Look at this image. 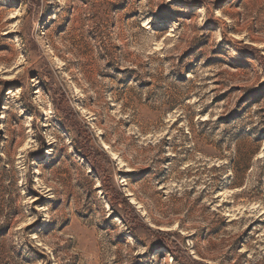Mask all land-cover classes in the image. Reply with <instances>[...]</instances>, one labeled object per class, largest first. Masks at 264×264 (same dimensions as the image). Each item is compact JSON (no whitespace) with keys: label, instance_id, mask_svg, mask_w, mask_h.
I'll use <instances>...</instances> for the list:
<instances>
[{"label":"rangeland","instance_id":"1","mask_svg":"<svg viewBox=\"0 0 264 264\" xmlns=\"http://www.w3.org/2000/svg\"><path fill=\"white\" fill-rule=\"evenodd\" d=\"M187 1L0 0V264H264V0Z\"/></svg>","mask_w":264,"mask_h":264},{"label":"trees","instance_id":"2","mask_svg":"<svg viewBox=\"0 0 264 264\" xmlns=\"http://www.w3.org/2000/svg\"><path fill=\"white\" fill-rule=\"evenodd\" d=\"M187 2H190L188 0ZM60 100L57 103L58 108L61 110L64 120L68 123V125L72 126L77 130V149L80 150L81 154L86 158L90 164L92 165L94 171L100 177L103 188L108 193L110 200L114 204H120L123 206L122 218L123 220L130 225L131 227H138L141 225V220L138 212L136 211L134 205L128 197L119 191L114 184L111 182V176L109 174L108 168L112 165V161L110 157L104 152L96 149L93 146L92 137L89 131V127L87 124L81 123L78 119V116L74 113L73 109L69 107V103L67 98L62 93L59 92ZM66 101V105H63L61 102ZM112 159V158H111ZM113 160V159H112ZM172 234L165 230H157L156 236L162 242L163 246L171 250L175 256L179 257L180 254V245L178 241L171 238ZM190 260L194 264H203L199 261L190 257Z\"/></svg>","mask_w":264,"mask_h":264},{"label":"bare ground","instance_id":"3","mask_svg":"<svg viewBox=\"0 0 264 264\" xmlns=\"http://www.w3.org/2000/svg\"><path fill=\"white\" fill-rule=\"evenodd\" d=\"M105 148L106 149L108 148V146L106 144H105ZM131 200H132L133 203H137L133 198H131Z\"/></svg>","mask_w":264,"mask_h":264},{"label":"water","instance_id":"4","mask_svg":"<svg viewBox=\"0 0 264 264\" xmlns=\"http://www.w3.org/2000/svg\"><path fill=\"white\" fill-rule=\"evenodd\" d=\"M130 201H131V199H130Z\"/></svg>","mask_w":264,"mask_h":264}]
</instances>
